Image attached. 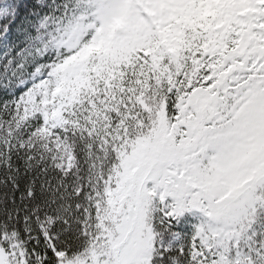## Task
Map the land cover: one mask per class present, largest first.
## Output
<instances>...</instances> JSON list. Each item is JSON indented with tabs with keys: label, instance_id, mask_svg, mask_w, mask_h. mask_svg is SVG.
I'll list each match as a JSON object with an SVG mask.
<instances>
[{
	"label": "snow or ice",
	"instance_id": "1",
	"mask_svg": "<svg viewBox=\"0 0 264 264\" xmlns=\"http://www.w3.org/2000/svg\"><path fill=\"white\" fill-rule=\"evenodd\" d=\"M0 264H264V0H0Z\"/></svg>",
	"mask_w": 264,
	"mask_h": 264
}]
</instances>
